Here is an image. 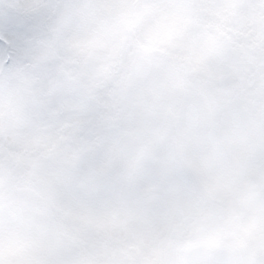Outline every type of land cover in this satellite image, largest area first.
<instances>
[{
	"label": "snow or ice",
	"instance_id": "obj_1",
	"mask_svg": "<svg viewBox=\"0 0 264 264\" xmlns=\"http://www.w3.org/2000/svg\"><path fill=\"white\" fill-rule=\"evenodd\" d=\"M0 264H264V0H0Z\"/></svg>",
	"mask_w": 264,
	"mask_h": 264
}]
</instances>
